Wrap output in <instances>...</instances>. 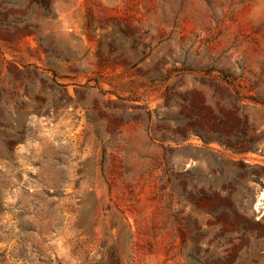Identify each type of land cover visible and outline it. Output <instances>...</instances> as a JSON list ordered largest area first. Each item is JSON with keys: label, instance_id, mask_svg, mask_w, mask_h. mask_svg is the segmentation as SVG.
Masks as SVG:
<instances>
[{"label": "rangeland", "instance_id": "374dc122", "mask_svg": "<svg viewBox=\"0 0 264 264\" xmlns=\"http://www.w3.org/2000/svg\"><path fill=\"white\" fill-rule=\"evenodd\" d=\"M0 264H264V0H0Z\"/></svg>", "mask_w": 264, "mask_h": 264}, {"label": "trees", "instance_id": "16d2710c", "mask_svg": "<svg viewBox=\"0 0 264 264\" xmlns=\"http://www.w3.org/2000/svg\"><path fill=\"white\" fill-rule=\"evenodd\" d=\"M237 140H243L245 139V137H236ZM251 142H255L254 139H250ZM254 144V143H252ZM230 146H234V145H230ZM235 151L237 152H248V151H259V147H257V145H248V146H245V145H236L233 147Z\"/></svg>", "mask_w": 264, "mask_h": 264}, {"label": "water", "instance_id": "95a60500", "mask_svg": "<svg viewBox=\"0 0 264 264\" xmlns=\"http://www.w3.org/2000/svg\"><path fill=\"white\" fill-rule=\"evenodd\" d=\"M258 200L257 198H255L254 202H253V209L257 210V205H258Z\"/></svg>", "mask_w": 264, "mask_h": 264}, {"label": "bare ground", "instance_id": "6f19581e", "mask_svg": "<svg viewBox=\"0 0 264 264\" xmlns=\"http://www.w3.org/2000/svg\"><path fill=\"white\" fill-rule=\"evenodd\" d=\"M259 202V201H258Z\"/></svg>", "mask_w": 264, "mask_h": 264}]
</instances>
